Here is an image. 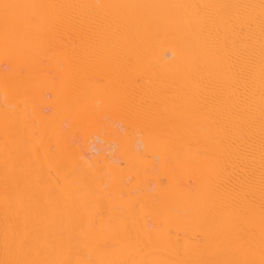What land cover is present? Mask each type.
<instances>
[{
  "label": "bare ground",
  "instance_id": "6f19581e",
  "mask_svg": "<svg viewBox=\"0 0 264 264\" xmlns=\"http://www.w3.org/2000/svg\"><path fill=\"white\" fill-rule=\"evenodd\" d=\"M0 264H264V0H0Z\"/></svg>",
  "mask_w": 264,
  "mask_h": 264
}]
</instances>
